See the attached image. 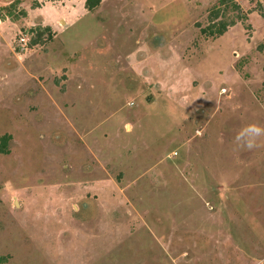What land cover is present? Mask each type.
<instances>
[{"label": "rangeland", "instance_id": "rangeland-1", "mask_svg": "<svg viewBox=\"0 0 264 264\" xmlns=\"http://www.w3.org/2000/svg\"><path fill=\"white\" fill-rule=\"evenodd\" d=\"M83 3L0 0V264H264V0Z\"/></svg>", "mask_w": 264, "mask_h": 264}, {"label": "clouds", "instance_id": "clouds-1", "mask_svg": "<svg viewBox=\"0 0 264 264\" xmlns=\"http://www.w3.org/2000/svg\"><path fill=\"white\" fill-rule=\"evenodd\" d=\"M261 137H264V126L248 123L234 130L233 143L237 150L250 152L258 147L257 142Z\"/></svg>", "mask_w": 264, "mask_h": 264}, {"label": "trees", "instance_id": "trees-1", "mask_svg": "<svg viewBox=\"0 0 264 264\" xmlns=\"http://www.w3.org/2000/svg\"><path fill=\"white\" fill-rule=\"evenodd\" d=\"M99 2L100 0H84L83 7L86 11H91L98 6ZM233 6L235 7V4ZM234 24H235L234 20H230L229 22H218L217 24L211 23V26H206V28L201 29L200 33L209 37H218L221 36L228 27H232ZM39 37L40 34H37V36L33 40H31L30 43L31 44L37 43L39 41ZM9 139H10L9 135L0 136V154L2 155L7 154L6 144L9 141Z\"/></svg>", "mask_w": 264, "mask_h": 264}]
</instances>
